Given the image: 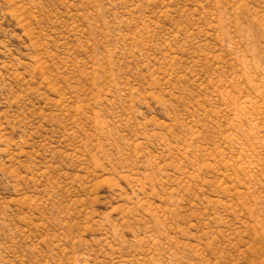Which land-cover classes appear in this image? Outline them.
Segmentation results:
<instances>
[{
	"label": "rangeland",
	"instance_id": "rangeland-1",
	"mask_svg": "<svg viewBox=\"0 0 264 264\" xmlns=\"http://www.w3.org/2000/svg\"><path fill=\"white\" fill-rule=\"evenodd\" d=\"M0 264H264V0H0Z\"/></svg>",
	"mask_w": 264,
	"mask_h": 264
}]
</instances>
